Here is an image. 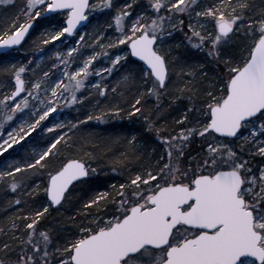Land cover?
I'll return each instance as SVG.
<instances>
[{"label": "snow or ice", "instance_id": "snow-or-ice-1", "mask_svg": "<svg viewBox=\"0 0 264 264\" xmlns=\"http://www.w3.org/2000/svg\"><path fill=\"white\" fill-rule=\"evenodd\" d=\"M0 264H264V0H0Z\"/></svg>", "mask_w": 264, "mask_h": 264}, {"label": "trees", "instance_id": "trees-1", "mask_svg": "<svg viewBox=\"0 0 264 264\" xmlns=\"http://www.w3.org/2000/svg\"><path fill=\"white\" fill-rule=\"evenodd\" d=\"M17 4H19V0H16ZM7 10H11L9 6H3ZM35 32V31H33ZM196 54H194L195 56ZM111 95L109 94L108 100H104L101 98L100 101V108L96 109V111H100L101 108L105 104H107L111 100ZM149 103H154V101H150ZM165 105L169 103L167 98L164 100ZM75 110L71 113V120H74L75 118H81L80 112H83L84 114H91L95 115L96 113L92 111L91 105H85L83 108L77 109L74 108ZM177 109H171L167 110L165 112V118L168 121H171L172 117L176 115ZM136 127V125L128 120L126 117L123 119L120 118H114V119H106V120H92L89 122H85L84 125V131H90L94 133L101 134L103 140H104V146L101 148H98L97 151L104 153L105 150H107V159L102 160L101 163L105 166L104 167V172L100 173V175L103 177L105 173H107L109 176H111L114 179H119V174L118 173H108V167L111 166L110 161L114 158H118L119 154L124 152V147L122 144H112L109 141V137L112 135H117V134H124L127 132L129 129ZM111 181H108L110 183ZM59 209H54L52 212L53 216H56L58 213Z\"/></svg>", "mask_w": 264, "mask_h": 264}, {"label": "rangeland", "instance_id": "rangeland-1", "mask_svg": "<svg viewBox=\"0 0 264 264\" xmlns=\"http://www.w3.org/2000/svg\"><path fill=\"white\" fill-rule=\"evenodd\" d=\"M91 2H95V0H91ZM100 11L101 10H97V14H93V19L94 20L106 19L107 18V13H105L103 16H100L98 14ZM83 31H84V29H81V32H83ZM88 31H91V27L88 28ZM74 38H78V36H76V37L71 36V38L70 37H67L60 44H57L56 42H52L49 45H42V44L39 43V32L38 31H35V32H32V34L28 37V43L25 45V47L26 48H29V49H32L33 48V45H34V42H35V45L39 46L40 48H42V49H48L47 52H39V53H36L35 54V58L38 61H40V56L43 55L45 59L43 61H40V62L41 63H46L47 58L51 55V52L63 48L65 44L71 45L74 42ZM23 55H24V53L21 52L20 55L17 56V59H19ZM90 80H91V78H90ZM82 92H83V90H82ZM74 110H75L74 108L62 109L60 112H57L56 113V118L58 120L59 119H68V120H71L70 119L71 116H72L71 113Z\"/></svg>", "mask_w": 264, "mask_h": 264}, {"label": "water", "instance_id": "water-1", "mask_svg": "<svg viewBox=\"0 0 264 264\" xmlns=\"http://www.w3.org/2000/svg\"><path fill=\"white\" fill-rule=\"evenodd\" d=\"M69 37H71V36H69Z\"/></svg>", "mask_w": 264, "mask_h": 264}]
</instances>
